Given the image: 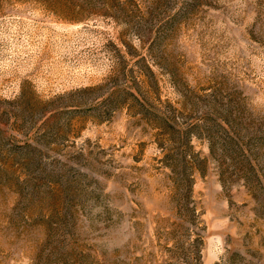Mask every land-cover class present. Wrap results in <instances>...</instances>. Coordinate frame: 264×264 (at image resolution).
Returning <instances> with one entry per match:
<instances>
[{"label": "rangeland", "instance_id": "374dc122", "mask_svg": "<svg viewBox=\"0 0 264 264\" xmlns=\"http://www.w3.org/2000/svg\"><path fill=\"white\" fill-rule=\"evenodd\" d=\"M0 264H264V0H0Z\"/></svg>", "mask_w": 264, "mask_h": 264}]
</instances>
